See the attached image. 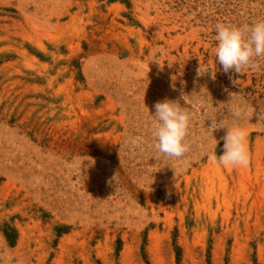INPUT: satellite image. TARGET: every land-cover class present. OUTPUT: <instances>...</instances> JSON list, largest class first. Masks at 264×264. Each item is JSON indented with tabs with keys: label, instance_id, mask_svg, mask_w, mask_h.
<instances>
[{
	"label": "rangeland",
	"instance_id": "374dc122",
	"mask_svg": "<svg viewBox=\"0 0 264 264\" xmlns=\"http://www.w3.org/2000/svg\"><path fill=\"white\" fill-rule=\"evenodd\" d=\"M258 20L264 0H0V264H264V58L213 52ZM166 98L192 113L182 159L151 147ZM205 113L246 132V167L207 158Z\"/></svg>",
	"mask_w": 264,
	"mask_h": 264
},
{
	"label": "clouds",
	"instance_id": "9594fccd",
	"mask_svg": "<svg viewBox=\"0 0 264 264\" xmlns=\"http://www.w3.org/2000/svg\"><path fill=\"white\" fill-rule=\"evenodd\" d=\"M214 40L215 62L225 73L230 70L240 73L243 69H255L258 67L256 61L264 58V20L241 26L218 23L215 26ZM181 98L183 99V95ZM154 110L149 128L151 147L162 157L182 159L190 150L186 137L192 119L191 111L188 107L181 106L178 100L167 98L156 102ZM226 110L235 119L243 116L249 120L256 112L254 107L247 104H232ZM203 116L204 120L211 121L207 130L216 143L218 141L213 137V132L226 129L225 135L221 137L222 153L217 155L213 150L207 158L219 166L246 167L250 162L246 132L225 115H220L219 120L217 116L213 118L206 113Z\"/></svg>",
	"mask_w": 264,
	"mask_h": 264
},
{
	"label": "trees",
	"instance_id": "16d2710c",
	"mask_svg": "<svg viewBox=\"0 0 264 264\" xmlns=\"http://www.w3.org/2000/svg\"><path fill=\"white\" fill-rule=\"evenodd\" d=\"M4 236L8 242L9 245L13 246L14 243H15V231H8V230H4ZM178 256V255H177ZM146 264H149L147 261H146Z\"/></svg>",
	"mask_w": 264,
	"mask_h": 264
}]
</instances>
